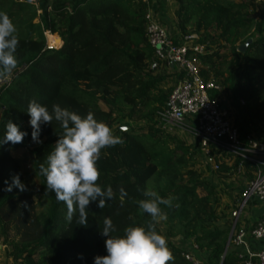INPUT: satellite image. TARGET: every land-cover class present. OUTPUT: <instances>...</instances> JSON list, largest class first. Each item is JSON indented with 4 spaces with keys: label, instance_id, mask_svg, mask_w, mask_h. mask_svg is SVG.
I'll return each mask as SVG.
<instances>
[{
    "label": "trees",
    "instance_id": "trees-1",
    "mask_svg": "<svg viewBox=\"0 0 264 264\" xmlns=\"http://www.w3.org/2000/svg\"><path fill=\"white\" fill-rule=\"evenodd\" d=\"M149 1L0 0V12L16 26L19 41L17 68L10 83L0 85V137L8 120L28 133L22 143L0 146V236L10 245L11 264H93L94 256L106 254L104 237L99 235L105 217L116 229L110 234L113 237L123 235L129 226L146 227L152 222L139 208L147 198L145 190L172 200L171 206L160 205L167 229L163 232L159 219L155 222L172 253L170 264H193L185 258L191 250L182 245L185 242L195 254L205 252L202 259L194 256L202 264H245L228 241L230 222L219 211V190L195 168L196 147L157 126L171 88L162 87L168 76L153 64L154 49L147 41ZM174 1L175 43L197 37L193 42L208 51L196 54L203 63L200 76L221 87L211 97L227 92L240 139L255 136L264 142V0ZM161 3L152 7L158 9ZM46 35L51 45L58 39L57 43L49 47ZM248 39L246 49L238 51ZM227 53L236 54L239 62L224 73L220 66ZM31 100L49 111L58 104L81 116L92 112L123 141L101 150L97 183L102 189L111 187L113 198L104 208L90 203L86 225L78 224L75 212L71 220L67 218L66 205L47 190L40 174L62 133L58 122L42 125V142L31 149L39 179L36 196L11 153L31 141V128L24 125ZM137 122L138 127L133 125ZM121 125L126 131L119 130ZM240 165L252 178L253 164L239 157L230 165L222 163L217 173L227 177ZM13 175H19L24 191L15 187L5 191V181L10 184ZM38 204L43 205L39 212ZM10 230L14 231L11 237Z\"/></svg>",
    "mask_w": 264,
    "mask_h": 264
},
{
    "label": "clouds",
    "instance_id": "clouds-1",
    "mask_svg": "<svg viewBox=\"0 0 264 264\" xmlns=\"http://www.w3.org/2000/svg\"><path fill=\"white\" fill-rule=\"evenodd\" d=\"M16 26L3 12H0V82L8 81L17 68L16 49L18 38ZM26 113L31 128V140L41 143L42 125L51 124L53 120L59 123L62 133L46 156V165L40 166V174L44 177L46 188L55 194L57 201L67 207V218L72 219L73 213L78 214V224H87V206L95 202L98 208H104L105 203L113 198L111 187L103 188L97 183L100 172L97 161L101 150L121 144V137L103 121L94 117L92 112L84 116L62 108L58 104L51 106V111L45 105L31 100ZM2 116V112H0ZM27 132L19 125L8 120L4 126L0 146L4 144H19ZM25 190L19 175H13L11 183L5 181V191ZM123 195L124 190H120ZM147 197L139 202V208L151 217L146 227L129 226L123 235L111 236L116 231L112 220L105 217L99 235L104 237L105 255L93 257V264H170L173 260L166 238L159 234L155 222L165 220L166 214L160 205L171 206V198H163L157 192L145 190Z\"/></svg>",
    "mask_w": 264,
    "mask_h": 264
},
{
    "label": "built area",
    "instance_id": "built-area-1",
    "mask_svg": "<svg viewBox=\"0 0 264 264\" xmlns=\"http://www.w3.org/2000/svg\"><path fill=\"white\" fill-rule=\"evenodd\" d=\"M156 3L157 0L151 1L145 16L147 41L154 49L153 64L161 66L171 88L165 108L158 116L157 126L166 133H179L190 139V145L197 149V156L212 172L219 171L222 163L230 165L236 157L253 164L252 178L232 211L229 240L245 264H264V142L255 136L240 139L233 120L220 105L221 94L211 97V92L219 91L221 87L200 76V68L192 57V54L205 53V47L193 42L197 38L195 35L183 37V42L176 44L174 35L157 15V9L152 7ZM6 82H0V85ZM126 129V126H119L120 131ZM240 168L244 167L240 165ZM250 200L261 204L263 211L248 228L238 227L240 214ZM247 236L260 242L257 250L240 249L245 246ZM185 258L193 264H202L188 251Z\"/></svg>",
    "mask_w": 264,
    "mask_h": 264
},
{
    "label": "rangeland",
    "instance_id": "rangeland-1",
    "mask_svg": "<svg viewBox=\"0 0 264 264\" xmlns=\"http://www.w3.org/2000/svg\"><path fill=\"white\" fill-rule=\"evenodd\" d=\"M31 1L34 2L35 0H31ZM164 1L167 3V5L166 4L165 5H166V8L168 9V12L170 15V18H168L169 24L167 23L165 25V27H167V29H169V30L172 29L173 31H175L176 21H177V18L175 15V10L177 8V5H176L174 0H164ZM256 1L261 2L262 0H256ZM254 15L255 16L258 15L257 11L254 13ZM54 35H56V37L58 39H60L57 34H54ZM58 39L55 41V43L53 45H51L52 41L50 39L47 40V35H46L47 45H49V46H54L57 43ZM55 47H58V46H55ZM211 50H209V53ZM207 52L208 51H206L205 53H207ZM205 53H203V54H205ZM192 57L195 60L196 64L201 69V67L203 66L202 59H199L196 54H194V55L192 54ZM222 62L223 63L220 66L221 71L226 73L227 70H229L230 68L237 67V64L239 62V58L234 53H227ZM161 85L164 89H166L170 86V81H167V83L165 82ZM220 103L223 106L224 110L226 111L227 116H229V118L231 120H233L235 108L232 105L231 99L229 98V94H227V92L221 93V102ZM102 107H104V106H102ZM24 125L29 127L28 123H26ZM133 125L138 127L139 125H141V123L137 122V123H133ZM175 135L178 138L184 140V142L186 144H190L191 140L188 139L187 137H183L179 133H176ZM39 144L34 143L31 140L25 145V147L11 150V153L14 154L15 157L18 158L20 165H21L22 174H23L27 184L32 188V190L34 192V196H36L38 188H39V179L36 176V174L34 173V170L32 167L31 149L38 146ZM229 162L231 163V161H229ZM195 168L197 169V171L201 174V176L204 179L210 180L217 187V189L219 190L220 195H221L219 211L221 212V214L222 213L225 214L227 220L229 222H231L232 211L236 209L237 200L240 198V196H242L243 191L246 187V184L249 181L248 176H247L246 171H245V168H240V169L238 168L237 170L233 171L229 176L221 177L217 172H212L207 166H204L199 155L197 156ZM254 202H256V201H254ZM257 204L261 205L259 203H257ZM251 206H252V201L250 200L249 203L244 207V209L242 210V212L240 214L238 227L244 226L245 228H248V226L245 225L244 217L246 215H248V213L250 212ZM42 208H43V205L38 204L36 207L37 212L42 210ZM221 222H222V220H221ZM158 224H159L160 229L163 232L167 229V225L165 224L164 220H158ZM13 234H14V231L10 230L9 237L13 236ZM173 242L176 243L177 238H174ZM0 245L3 248V252L0 253V264H11L12 259L8 255L11 248H10L9 243L4 241L3 236L2 237L0 236Z\"/></svg>",
    "mask_w": 264,
    "mask_h": 264
},
{
    "label": "crops",
    "instance_id": "crops-1",
    "mask_svg": "<svg viewBox=\"0 0 264 264\" xmlns=\"http://www.w3.org/2000/svg\"><path fill=\"white\" fill-rule=\"evenodd\" d=\"M159 0H157L158 2ZM159 4V3H158ZM167 3L162 0V3L160 5V7H158L157 9V15L159 16V18L161 20H163L165 22V24H169V20L168 18H170V15H169V12H168V9L166 8V5ZM168 12V13H167ZM177 30L175 29V31H173L172 29H170V33L172 35H176ZM167 83V81H165ZM163 82V83H165ZM162 83V84H163ZM263 211V207L262 205H258L256 202L252 201V206L250 207V212L248 213V215H246L244 217V221H245V225L246 226H250L251 224L254 223V221L261 215ZM184 247H186L187 249H191L190 250V254L194 257L195 255H197L199 257V259L201 258H204L205 257V252L203 251H198L196 254L195 252L192 250V246H190V244L188 242H185L182 244ZM246 248H248L249 250H252V251H255L257 250L259 247H260V242H257L255 240H253L251 237L247 236L245 238V246L240 248L241 250H244ZM3 252V248L2 246L0 245V253Z\"/></svg>",
    "mask_w": 264,
    "mask_h": 264
},
{
    "label": "water",
    "instance_id": "water-1",
    "mask_svg": "<svg viewBox=\"0 0 264 264\" xmlns=\"http://www.w3.org/2000/svg\"><path fill=\"white\" fill-rule=\"evenodd\" d=\"M62 42V41H61ZM251 42V39H248L245 43H243V44H240L239 46H238V51H241V52H243L245 49H246V47L248 46V44ZM50 47V46H49ZM229 239H230V235H229V238H228V241H229ZM228 243V242H227Z\"/></svg>",
    "mask_w": 264,
    "mask_h": 264
}]
</instances>
